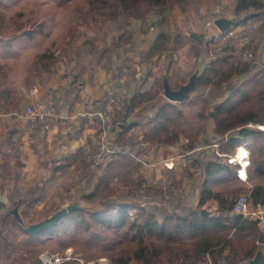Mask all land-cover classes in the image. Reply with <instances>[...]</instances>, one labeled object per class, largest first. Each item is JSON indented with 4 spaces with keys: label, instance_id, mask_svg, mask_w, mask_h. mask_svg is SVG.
Here are the masks:
<instances>
[{
    "label": "crops",
    "instance_id": "0c3cea01",
    "mask_svg": "<svg viewBox=\"0 0 264 264\" xmlns=\"http://www.w3.org/2000/svg\"><path fill=\"white\" fill-rule=\"evenodd\" d=\"M222 4L225 5L226 1ZM235 5L234 0L231 3L232 10ZM175 12L176 8L173 16ZM183 14L177 17V22H181L183 16H189V12ZM141 27L142 22L136 20L130 25L119 22L110 31L106 29L101 33H87L81 43L72 44L71 48L58 55L52 73H41L38 70V59H35V68L25 75L24 83H20L17 89L14 81H10L13 83L9 86L10 82L0 80V201L5 203L0 219V264H42L41 254L48 249L44 241L53 239L64 231L53 228L34 235L29 234L26 227L36 222H27L20 214L17 217L13 211L22 205L32 207L37 202L44 201L47 194L42 192L44 183L41 181L49 180L55 173L67 168L63 166L78 150L96 145L104 139L115 148L110 161L112 166L120 162V158H129L138 164L141 205L153 213L160 223L175 212L186 216L195 211L201 212L205 208L214 215L221 206V198L230 200L233 193L250 194L255 186L264 187L255 183V176L260 177V174L255 169L250 146L246 144L243 145L247 149L244 152L248 151L249 157L245 163L228 158L225 160L226 170L207 176L204 164L216 154L225 155L223 142L216 139L215 123L211 118L205 129L209 132V144L202 148L196 147L195 138L190 140L186 125L183 126L180 139L173 144L145 140L150 121L158 111V106L154 104L165 97L164 91L155 99L136 108L128 118L137 125L127 133L125 150L121 151L116 146L114 137L110 141L105 137L97 112L112 93L131 97L141 87L147 89L146 91H154L158 88L156 82L164 78L165 74L168 78L170 76L172 84L177 83L179 78L183 79L182 75L179 76L183 74L179 73V68L181 69L185 55H180L186 49H191L192 43L189 42L184 47L177 46L174 53L147 61L144 53L151 49L159 31L156 27H151L148 32H142ZM214 28L213 31H202L199 24L193 23L188 29L181 26L180 32L187 37L191 30L211 36L221 34V31ZM255 41L258 44L257 56L264 60V36L256 37ZM47 50H41L39 54ZM210 61L211 56L207 58V62ZM13 89L20 91L19 94H12ZM165 102L163 99L161 104ZM37 103H45L55 110L45 117H34L28 112V106ZM174 103L178 106V102ZM201 115L203 116L202 113ZM190 144L194 148H190ZM24 180L33 182L26 188L22 186ZM37 181H40V186ZM203 188L219 196L208 199L200 208ZM100 209H104V206ZM6 214L11 217L5 221L3 217ZM233 215H237L234 210ZM13 217L21 219L20 224L13 222ZM259 225L264 228L263 222ZM235 229L236 227H232L228 231L229 236L236 242L256 237L253 233L237 232ZM260 239L257 240L258 247L261 245ZM28 242L37 247L34 250L21 248L22 244L27 245ZM125 251L119 256L104 257L96 262L115 264L116 259L128 256ZM230 251L231 247L228 246L224 254ZM254 256L255 254L251 258ZM251 258L246 257L240 264H248ZM85 262L89 263L90 259L74 258L62 264H86ZM125 264L141 263L131 259ZM197 264H214V260L209 255Z\"/></svg>",
    "mask_w": 264,
    "mask_h": 264
},
{
    "label": "trees",
    "instance_id": "16d2710c",
    "mask_svg": "<svg viewBox=\"0 0 264 264\" xmlns=\"http://www.w3.org/2000/svg\"><path fill=\"white\" fill-rule=\"evenodd\" d=\"M174 3L175 0H119L116 4H112L113 9L107 14L114 20L124 16L125 25L140 20L142 32H148L151 27L158 29L153 46L144 53L147 61L174 53L177 46L184 47L189 42L192 43L191 49L198 60L203 51L200 45L210 43L209 35L191 30L190 36L187 37L179 29L173 30L171 18ZM234 15L240 17L244 24L252 18L262 17L264 1L236 0ZM150 18L153 19L151 22H149ZM250 48L256 55L258 49L256 41L252 42ZM234 51V48L225 47L213 60L205 63L193 87V90L206 86L217 89L227 88L225 98L216 103L213 107L214 114L210 117L215 123L216 139L223 142L225 155L216 154L204 164L207 176L226 170L225 160L244 144L253 146L255 169L257 173L264 175V129L252 127L244 137L238 132L239 128L251 123L264 124V65L260 64L261 67L257 68L258 63L255 62L254 65V60L239 58ZM57 61V54L47 50L38 57V70L50 74ZM257 80H260V83L258 87H254V82ZM169 81L175 88H179L183 83L178 81L172 84L170 76ZM156 86L158 88L154 91H146L147 89L141 87L131 97L123 95L125 106L120 111L119 127L114 129L115 136H113L116 146L121 151L125 150L127 133L137 125L128 118L136 108L155 99L161 91H164V78L157 81ZM163 99L166 102L161 104ZM154 106H158V111L151 119L144 139L154 143L177 142L183 131L181 123L178 122L182 117L181 109L166 97L156 101ZM207 144L208 141L203 146ZM190 148H194V145L190 144ZM85 159V149H80L68 158L63 167L80 162L86 164ZM109 165L94 168L95 185L85 190L88 192L82 195L90 205L101 204L104 209H92L93 206L80 204L79 208L69 212L60 224L58 223V227L50 229L65 231L70 225L76 228L86 225V229H89V223L93 221L108 224L107 227L113 228L117 239L127 247L128 256L116 259L115 264H125L131 259L141 264H197L209 255L212 256L214 264H240L246 257L251 258L256 254L257 240L264 237V228L259 225L260 220L247 219L242 215L234 216V204L228 199L221 198V206L214 215L212 212L203 215L200 211H195L182 216L175 212L169 214L164 222L160 223L153 213L142 207L140 201L130 202L132 200L112 198L115 187L111 180L113 166L111 163ZM218 196L219 194L203 188L199 207L201 208L208 199ZM250 196L254 204H264V187L255 186L251 189ZM4 207L5 203L0 201V219ZM131 210L137 212L135 218L131 217ZM10 217V214H6L3 218L6 221ZM12 219L13 222L20 224L21 219L15 217ZM232 227H236L237 232L253 233L256 237L236 242L229 236L228 230ZM135 243L136 247H134ZM228 246L231 247V251L224 254Z\"/></svg>",
    "mask_w": 264,
    "mask_h": 264
},
{
    "label": "rangeland",
    "instance_id": "374dc122",
    "mask_svg": "<svg viewBox=\"0 0 264 264\" xmlns=\"http://www.w3.org/2000/svg\"><path fill=\"white\" fill-rule=\"evenodd\" d=\"M118 1L0 0V80L7 82L14 81V83H17V89L20 83H24L26 79L25 75L35 68L37 60L35 62L34 60L38 59L40 55L39 51L48 49L55 52L58 56L62 51L71 48L72 44L81 43L84 40L83 37L87 36V33H101L102 31H106V29L110 31L112 26L117 25L119 22H124V16H119L118 20H114L107 14V12L113 9L112 4H116ZM223 1L175 0L173 9L176 8V12L175 16L171 18L172 29L180 30L181 26L188 29V26L194 23L199 24L202 31H213L214 27L220 31L214 23L217 17H238L234 15L235 8L233 10L231 8V3H234V0H225V5L222 4ZM212 7L215 9L213 10ZM185 12H189V16H183V20L177 22V17H180ZM215 15L218 16L216 17ZM152 20L150 18L149 22ZM255 20V18H252L244 24V22H241L240 17H238L235 24L225 32H220L221 34L216 36L208 34L210 43L200 45L203 51L200 58L196 61L193 50L186 49L180 55V57L185 56L181 66L182 70L179 68V73H183L179 74V76L182 75L183 79L179 78V81H182V84L188 82L199 65L202 68L205 63H208V57L210 58L211 56V60H213L215 55L221 53L225 47L234 48V53L239 56L237 53L244 46V42L241 43L240 41L243 36L240 31L251 27L248 31H252L251 36H253L247 44L249 47H251L256 37L263 38L264 18H257L262 23H254ZM212 21L213 24L211 25ZM230 31H234V36L238 35L240 38L235 40ZM225 36L233 41L226 43ZM212 51L216 53H212ZM239 58H242V56H239ZM256 59L258 62L255 60L254 65L258 63L256 64L258 65L257 68L261 67L260 64L264 65V60H261L260 56H257ZM12 83L10 82L9 86ZM259 83L260 80L255 81L254 87H258ZM16 89L12 90V94H19L20 91L18 92ZM226 90L227 88L217 89L213 86H206L193 90L189 99L181 104L177 103L182 111V117L178 119V122L181 123L182 128L184 125L187 126L190 140L196 139V147L201 148L199 147L200 141L204 137L203 142L207 143V134L209 132L205 129L207 121L210 119L209 115L216 103L224 99ZM200 113L203 116H200ZM252 127L257 128L258 125L253 124ZM241 146L242 148L239 151L246 149L243 145ZM249 148L251 149L253 160L255 159L253 146ZM236 153L237 151L233 154L234 157ZM131 160L129 158H120V162L114 163L111 180L115 187V192L112 193V198H123L126 199L125 201L132 200L130 202L140 201L138 193L140 187L138 178L139 167L136 162L133 163ZM94 173L95 170L91 168L88 161H86V164L80 162L78 165L64 168L55 173L49 180L41 181L44 183V190L42 192L47 194L44 201H39L32 207L22 205L15 209L27 222H38L51 216L57 210L76 202L92 207L93 205L84 200L82 195L84 192H88L85 190L94 187L96 180V176L94 177L93 175ZM31 182L33 181L24 180L22 181V186L28 188ZM37 182V185L40 186V181ZM255 183L264 185V175H260V177L255 176ZM237 196V193H233L229 200L230 203L234 204ZM101 206V204H94L92 209H100ZM130 215L132 218H135L137 212L131 210ZM59 224L53 227H58ZM107 225L96 221L89 223V229H86V225L80 228L70 225L64 231L66 233L60 232L59 234L61 235L44 241L47 243L48 249L41 254V257L43 254L49 253L52 256L60 257L61 262L59 264L74 258L81 260L82 258L90 259L89 263H85L97 264L96 261L104 257L119 256L127 247L125 243H121L117 239L116 231L113 228H108ZM47 230L44 229L43 231ZM27 239H30L29 236H27ZM25 247L26 249L34 250L37 245L30 244V242L27 245H21V248ZM134 247H136V243Z\"/></svg>",
    "mask_w": 264,
    "mask_h": 264
},
{
    "label": "built area",
    "instance_id": "2783aa9c",
    "mask_svg": "<svg viewBox=\"0 0 264 264\" xmlns=\"http://www.w3.org/2000/svg\"><path fill=\"white\" fill-rule=\"evenodd\" d=\"M257 20V19H256ZM256 22H261V20H257ZM213 24V21L211 25ZM251 27L244 29L243 31H240L242 33L241 37V43L244 42L243 49L237 53L239 56H242L243 58L249 59V60H257L255 53L250 49L249 43L252 34V31H248ZM231 35L234 36V31H230ZM235 37V36H234ZM240 37L236 35L235 40H238ZM226 43H231V41L226 36L224 37ZM125 106V98L120 93H112L109 98L107 99L106 103L104 104L103 108L100 109L97 112V115L100 118L102 128L105 134V137L109 138V141L114 136V129L119 127V115L120 111ZM55 109L53 107H50L46 105L45 103H37L36 105L28 106V112L32 114L34 117H45L47 114L53 112ZM249 125H253L252 123ZM258 127L261 129H264V124H258ZM205 138V137H204ZM203 138V139H204ZM200 141L199 147L202 148L204 142ZM239 148V147H238ZM115 148L111 147L108 140L104 139L103 141L97 143L96 145H89L85 147V157L87 161L90 163L91 168H98L102 167L104 165H107L110 163L112 159V154L114 153ZM239 150V149H238ZM237 153L234 156H230L231 161H236L238 159ZM249 157V152L247 151L246 156L244 157V162L242 159H238L239 162L245 163V161ZM247 164V163H246ZM234 212L237 215H242L244 218L248 219H257L260 220V222L264 223V204L257 203L254 204L252 202V198L250 194L242 193L239 194L235 201H234ZM42 264H59L61 262L60 257L52 256L49 253H45L42 255Z\"/></svg>",
    "mask_w": 264,
    "mask_h": 264
},
{
    "label": "water",
    "instance_id": "95a60500",
    "mask_svg": "<svg viewBox=\"0 0 264 264\" xmlns=\"http://www.w3.org/2000/svg\"><path fill=\"white\" fill-rule=\"evenodd\" d=\"M237 18L238 17L231 18L227 16H220L215 19L214 23L220 29L221 32H225L233 24H235ZM201 69L202 68L199 65L197 70L191 75L188 82H186L185 84H182L179 88L173 87L170 84L168 75L165 74L164 75V96L168 100L173 101V102H182V101H186L187 99H189L190 94L193 90V87L201 75ZM213 114L214 112H212L211 115L213 116ZM250 130H251V126H243L238 129V132L242 137H244ZM79 207L80 205L77 202L72 205H69L68 207L57 211L53 215L39 222L29 224L26 227V231L31 234L41 233L44 229H49L57 225L58 223H60L69 212ZM13 212L16 214L17 217H20L17 209L14 210ZM201 214L203 215L208 214L207 209L203 208L201 210ZM260 243L261 245L258 247L255 256L248 261V264H262L264 260V247H263L264 237H261Z\"/></svg>",
    "mask_w": 264,
    "mask_h": 264
},
{
    "label": "bare ground",
    "instance_id": "6f19581e",
    "mask_svg": "<svg viewBox=\"0 0 264 264\" xmlns=\"http://www.w3.org/2000/svg\"><path fill=\"white\" fill-rule=\"evenodd\" d=\"M242 148V147H241ZM240 148V149H241ZM239 149V150H240ZM244 149V148H243ZM245 150V149H244ZM244 150L243 151H239V156H238V159H242V161H243V159H244V157L246 156V152H244Z\"/></svg>",
    "mask_w": 264,
    "mask_h": 264
}]
</instances>
